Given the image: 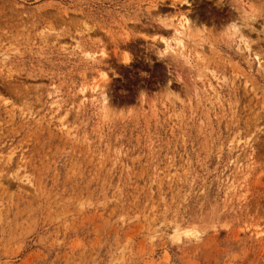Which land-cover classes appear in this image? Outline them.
<instances>
[{"label":"rangeland","instance_id":"374dc122","mask_svg":"<svg viewBox=\"0 0 264 264\" xmlns=\"http://www.w3.org/2000/svg\"><path fill=\"white\" fill-rule=\"evenodd\" d=\"M0 264H264V0H0Z\"/></svg>","mask_w":264,"mask_h":264},{"label":"bare ground","instance_id":"6f19581e","mask_svg":"<svg viewBox=\"0 0 264 264\" xmlns=\"http://www.w3.org/2000/svg\"><path fill=\"white\" fill-rule=\"evenodd\" d=\"M178 26L180 27L181 30L190 29L191 28L190 19L186 15L181 14V19L179 21V25ZM178 31L179 30L177 29L176 32H178ZM165 43H166V51H173V52L176 53V51L178 52V51L181 50L180 48L177 47V46L181 47V45H182V42L179 39H178V42L176 43V47H174L168 41H165ZM245 46L247 47V45H245ZM102 76L104 78L106 75L105 74H102ZM90 91L92 92V97L95 99V101L99 102L100 103V106H104V109H105L107 107V105L106 106H105V104L102 105V101H104V98L105 97L102 95V93H103L102 92V87H101V84L99 83V81L94 84V86L91 88ZM96 95H97V98H95ZM103 103H105V102H103Z\"/></svg>","mask_w":264,"mask_h":264},{"label":"clouds","instance_id":"9594fccd","mask_svg":"<svg viewBox=\"0 0 264 264\" xmlns=\"http://www.w3.org/2000/svg\"><path fill=\"white\" fill-rule=\"evenodd\" d=\"M235 28H236V30L239 32V33H242V29H243V27H242V25L241 24H235ZM149 239L151 240V239H153V237H149Z\"/></svg>","mask_w":264,"mask_h":264}]
</instances>
